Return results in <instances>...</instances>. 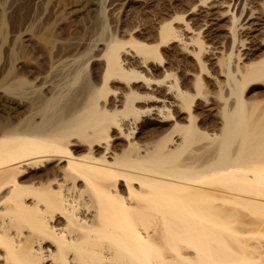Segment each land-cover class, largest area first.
<instances>
[{"label":"bare ground","instance_id":"bare-ground-1","mask_svg":"<svg viewBox=\"0 0 264 264\" xmlns=\"http://www.w3.org/2000/svg\"><path fill=\"white\" fill-rule=\"evenodd\" d=\"M169 3L73 94L81 70L8 80L0 264H264V0Z\"/></svg>","mask_w":264,"mask_h":264},{"label":"rangeland","instance_id":"rangeland-1","mask_svg":"<svg viewBox=\"0 0 264 264\" xmlns=\"http://www.w3.org/2000/svg\"><path fill=\"white\" fill-rule=\"evenodd\" d=\"M111 1L0 0V70L3 71L0 72V102L8 97L4 87L11 80L23 78L32 82L40 75L51 79L65 76L67 84L68 74L81 70L78 81L68 86L73 94L89 78L92 64H85L86 67L84 63L89 60L91 51L96 54L102 48V42L116 34L122 36L123 25L128 29L139 26L152 31L164 14L162 10L166 11L171 2L152 0L149 4L138 5L140 7H124L122 2L112 8ZM63 55L76 56L71 62L63 63L59 61ZM35 84L13 96L14 103H28L21 106L30 108L31 103L43 99L44 90Z\"/></svg>","mask_w":264,"mask_h":264}]
</instances>
